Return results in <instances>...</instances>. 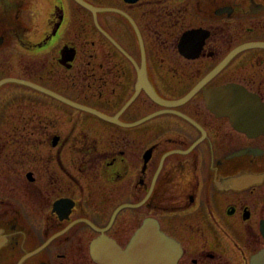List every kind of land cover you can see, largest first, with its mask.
Returning <instances> with one entry per match:
<instances>
[{"label": "flooded vegetation", "instance_id": "1", "mask_svg": "<svg viewBox=\"0 0 264 264\" xmlns=\"http://www.w3.org/2000/svg\"><path fill=\"white\" fill-rule=\"evenodd\" d=\"M0 1V264H98L146 220L177 264L264 249V0Z\"/></svg>", "mask_w": 264, "mask_h": 264}, {"label": "water", "instance_id": "2", "mask_svg": "<svg viewBox=\"0 0 264 264\" xmlns=\"http://www.w3.org/2000/svg\"><path fill=\"white\" fill-rule=\"evenodd\" d=\"M247 46L249 45L243 47ZM8 81L16 80L12 78L3 79L0 81V85ZM236 94L239 93L231 88V95ZM242 103V101L232 100L233 110L238 111V107ZM239 177L230 178L229 182L233 183ZM263 179L264 175H260L258 179L255 178L253 181L261 182ZM262 231L264 235V225ZM181 253L180 245L163 233L156 222L146 220L124 249L115 243L109 242L107 244L106 241L99 239L93 244L92 255L98 264H177ZM249 264H264V249L254 254L250 258Z\"/></svg>", "mask_w": 264, "mask_h": 264}, {"label": "rangeland", "instance_id": "3", "mask_svg": "<svg viewBox=\"0 0 264 264\" xmlns=\"http://www.w3.org/2000/svg\"><path fill=\"white\" fill-rule=\"evenodd\" d=\"M10 11L8 9H4L2 4H1V1H0V31H3L5 29V26H3L4 24H6V22H9V19H12L11 16H3L5 15L6 13H9ZM22 14H25L23 11H22ZM18 19L20 20V14H18ZM23 23H27L28 20H25V21H22ZM0 39L1 42H0V48H7V47H12L14 46V39L9 35V34H0ZM261 211H262V214L264 216V202L262 201L261 204Z\"/></svg>", "mask_w": 264, "mask_h": 264}, {"label": "bare ground", "instance_id": "4", "mask_svg": "<svg viewBox=\"0 0 264 264\" xmlns=\"http://www.w3.org/2000/svg\"><path fill=\"white\" fill-rule=\"evenodd\" d=\"M259 176H260V175H257L256 177H255V176H251V177H250L249 174H245V176H243V177H249V178H247V180H249V179L253 180V179H255V178L258 179ZM254 177H255V178H254ZM238 180H242V179H238Z\"/></svg>", "mask_w": 264, "mask_h": 264}]
</instances>
